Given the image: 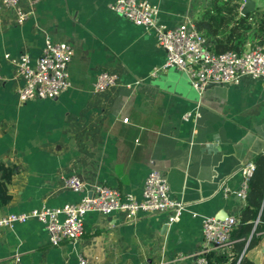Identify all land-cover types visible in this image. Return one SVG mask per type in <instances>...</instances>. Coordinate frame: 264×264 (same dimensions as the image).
I'll list each match as a JSON object with an SVG mask.
<instances>
[{
	"label": "crops",
	"instance_id": "0c3cea01",
	"mask_svg": "<svg viewBox=\"0 0 264 264\" xmlns=\"http://www.w3.org/2000/svg\"><path fill=\"white\" fill-rule=\"evenodd\" d=\"M110 1L37 0L21 25L0 8V165L12 172L3 185L0 171V203L8 199L0 218L77 203L95 183L140 200L150 170L166 173L171 198L186 208L170 225L166 214L124 222L116 213L88 212L79 242L57 247L44 225L28 218L0 227V264H78L80 256L90 264H195L190 256L201 247L203 221L246 207L220 188L237 191L242 169L264 154V84L244 78L199 95L184 72L161 69L165 52L153 34L110 12ZM143 1L158 7V22L169 29L211 5ZM29 2L20 0L25 10ZM254 2L264 10V0ZM45 36L72 46L71 87L56 99L20 103L12 60L24 52L33 64ZM103 71L115 74L117 85L94 94ZM195 108L200 117L184 121ZM71 175L81 192L64 187ZM260 245L249 251L255 264H264V235Z\"/></svg>",
	"mask_w": 264,
	"mask_h": 264
},
{
	"label": "built area",
	"instance_id": "2783aa9c",
	"mask_svg": "<svg viewBox=\"0 0 264 264\" xmlns=\"http://www.w3.org/2000/svg\"><path fill=\"white\" fill-rule=\"evenodd\" d=\"M36 2L37 0H30L29 9L25 10L20 0H0V8L11 11L16 23L21 25L29 18L30 9ZM107 8L146 33L153 34L157 47L165 52L161 69L176 68L184 72L199 95L210 84L238 86L244 78L264 84V51L259 46L247 48L240 53L227 51L217 54L213 49V40L201 35L195 28L194 20L190 18H185L175 28L169 29L159 24L158 7L147 1L111 0ZM73 56L71 45L53 42L48 36H45L41 54L33 64L26 53L19 54L12 60L14 79L20 83L16 90L18 101L52 100L68 90L71 87L69 65ZM116 85L117 76L103 71L94 80L92 92L101 94ZM199 117V110L195 108L184 114L183 120L196 121ZM123 122H127V119ZM253 170V164L242 169L243 181L237 191L231 192L225 185H221L222 196L228 198L233 194L246 202L248 181ZM63 185L71 192L79 193L83 190V184L75 175L65 178ZM90 187V195H85L77 203L65 204L59 208L43 205L28 214H8L0 218V227H11L28 218H35L44 225L50 246L57 247L66 242H79L84 234V216L88 212H96L101 216L116 213L124 222H134L139 216L166 214L170 225L180 220L186 208V204L171 198L168 179L162 171L150 170L140 200L121 194L118 189L107 185L95 183ZM236 224L235 216L222 221L213 217L205 219L201 227V247L190 256L195 258V264H207L209 254L230 255L233 246L231 232ZM78 264L90 263L80 256Z\"/></svg>",
	"mask_w": 264,
	"mask_h": 264
},
{
	"label": "trees",
	"instance_id": "16d2710c",
	"mask_svg": "<svg viewBox=\"0 0 264 264\" xmlns=\"http://www.w3.org/2000/svg\"><path fill=\"white\" fill-rule=\"evenodd\" d=\"M243 0H211L208 9L197 13L194 18L196 30L214 42V52H242L246 46H259L264 51V10L255 8L245 16L240 15ZM254 170L248 181L246 207L235 216L237 224L231 232L233 246L230 255L209 254L207 264H255L253 248L261 250L264 235V154L253 160ZM0 165L3 185L10 182L11 171ZM8 199L0 205L6 204ZM258 223L255 224L256 220Z\"/></svg>",
	"mask_w": 264,
	"mask_h": 264
},
{
	"label": "water",
	"instance_id": "95a60500",
	"mask_svg": "<svg viewBox=\"0 0 264 264\" xmlns=\"http://www.w3.org/2000/svg\"><path fill=\"white\" fill-rule=\"evenodd\" d=\"M256 8L255 2L253 0H244V4L242 5L241 9H240V15L241 16H245L251 12H254ZM214 86V84H210L207 87H212ZM227 215H220L218 218H216L217 220H224L225 218H227ZM195 261V258H194Z\"/></svg>",
	"mask_w": 264,
	"mask_h": 264
},
{
	"label": "rangeland",
	"instance_id": "374dc122",
	"mask_svg": "<svg viewBox=\"0 0 264 264\" xmlns=\"http://www.w3.org/2000/svg\"><path fill=\"white\" fill-rule=\"evenodd\" d=\"M244 1V0H243ZM254 1V0H253ZM257 1H259V0H257ZM247 48H252V47H250V46H246V48L245 49H247ZM245 49L243 50V51H245Z\"/></svg>",
	"mask_w": 264,
	"mask_h": 264
}]
</instances>
